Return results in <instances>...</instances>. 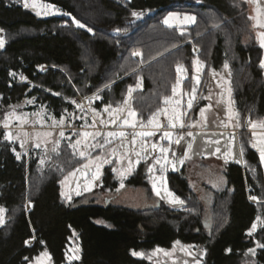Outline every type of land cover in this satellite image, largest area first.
<instances>
[{
  "label": "trees",
  "instance_id": "obj_1",
  "mask_svg": "<svg viewBox=\"0 0 264 264\" xmlns=\"http://www.w3.org/2000/svg\"><path fill=\"white\" fill-rule=\"evenodd\" d=\"M45 1L63 13L41 17L19 0H0V28L12 35L0 48V126L3 109L28 99L34 101L28 110L44 107L61 118L77 108L71 101L79 93L98 92L100 99L93 108L101 109L124 101L129 87L134 89L132 105L138 117L148 119L166 105L164 97L173 95V85L181 77L177 64L187 69L184 92L191 96L196 89L189 115L197 116L207 102L204 90L211 67L222 68L216 65L218 59L231 61L239 108L253 119L264 116L260 67L264 48L242 0ZM136 10L153 12L134 18ZM171 11L194 14L197 22L182 29L168 27L161 17ZM73 18L85 27H78ZM228 34L235 36L233 57ZM136 51L142 53L140 58L132 54ZM197 58L206 63L201 83L195 78ZM250 138V131H240L245 164H224L225 187L216 193L214 223L207 227L205 208L184 168L167 173L169 189L187 202L180 209L163 200L153 207L131 208L102 202L92 193L68 199L62 196L60 183L80 162L69 140H63L60 152L53 155L55 165L41 167L34 156L18 159L15 145L0 129V207L6 217L0 226V264H30L45 251L51 264H152L133 251L150 253L158 247L171 248L177 241L204 246V264H264V248L257 247L264 244V169ZM126 185L155 194L144 163ZM118 187L107 167L95 193L111 194ZM257 217L262 224L249 235ZM72 239L80 245L78 262L68 259Z\"/></svg>",
  "mask_w": 264,
  "mask_h": 264
},
{
  "label": "rangeland",
  "instance_id": "obj_2",
  "mask_svg": "<svg viewBox=\"0 0 264 264\" xmlns=\"http://www.w3.org/2000/svg\"><path fill=\"white\" fill-rule=\"evenodd\" d=\"M242 1L245 2L248 6V12L253 21L255 36L260 43L259 33L264 32V28L259 26V24H264V0H242ZM19 2L23 4V0H19ZM34 2L36 3L37 7L35 9L32 7H28V8H30L36 13L37 12L41 13L39 15L41 17L60 15L63 13V11L59 7H57L51 2L45 0H34ZM31 3H33V0H29L30 5ZM45 4L53 6V11L49 12V14L47 15L44 14L45 9L41 7L42 5ZM136 12L143 13L142 16L140 17L142 18L145 16V14H149L153 11L136 10ZM173 12L181 13V14H191L188 12L171 11L163 15L161 17V21L163 22V20L169 15V13H173ZM191 25L193 24L174 22L173 27L182 29ZM92 32L98 33L99 36H103V35L106 36L105 32L99 30L92 29ZM11 37L12 35L8 34L5 30L0 28V39H3L4 44L8 42ZM233 37L235 36L232 34H228V38H227V47L229 52L232 53V57L235 56V54L233 53L234 51ZM136 57L138 58V56ZM225 63L229 65L228 69L224 68ZM217 64H219L220 67L222 66L223 70L215 71L217 76L216 83L218 82L221 84H225L227 82L226 86L228 87V91L229 89L231 90L230 93L232 94V96L228 98L226 97L223 101L224 104H222L221 99H217L219 101V108L215 109L212 107L211 109H208L205 113L207 117L206 121L202 120L200 115L191 116L189 115V111L191 109L189 110L187 107V102L190 98V95L184 92L182 86V83L186 77L185 75L186 72H183L181 73V77H180L181 83L177 87L176 94L172 95L171 100H169L166 103V105L163 108H161L162 110L166 109V112L161 111L158 116L159 122L163 124L165 127L160 131L157 132L154 131L156 135H158V133L162 135L163 131L173 132L174 134L173 141L177 138L178 135L185 134V138L184 140L181 141V145H176L173 142L171 144V151L167 154L168 160L175 163V168H173L171 164H168L165 166L166 170L163 173H161L160 165H156L155 175L157 177L163 175L166 180V187L168 191L172 192L174 194V197L183 201L180 197L176 196V194L169 189L168 181H167V173L171 170L178 171L183 168L186 169L191 184L194 186L205 208V223L207 227H212L214 223L213 209L215 207L214 198L216 196V193H218V191H220L221 189H223V187H225V180L222 175V172L224 170V163H225V159L223 155L224 152L227 149L231 148L232 152L234 153V156L229 157V159L230 160L232 159L233 161L239 160L237 156H239L238 153L240 152L239 150L240 148H237V144H239L238 141H240L239 139H240L241 128L250 131L251 144L258 143L261 140V138H264V127L261 126L262 124H264V116L260 119H253L251 118L250 115L249 116L245 115L243 110L240 109L237 104L238 100L237 97L235 96V92L233 91L234 88L231 81V77H232L231 75L232 71L230 68L231 61L227 59L221 61L218 59L216 61V65ZM184 68L186 69V66H184ZM43 69L45 70V68ZM212 70L213 68L211 67L210 72H212ZM198 74H200V72L196 73V77ZM226 75L228 79H225ZM221 84H219L220 85L219 87H224V85ZM92 95L99 96L98 92ZM185 95H187L186 100H185ZM126 98H128V96ZM132 100H133V92L130 99V105H124L123 101L118 103L117 105L114 106L112 105L113 108L122 109V111H120L119 113H115L113 116H109L107 112H104V108L106 106L101 109H98L97 107L94 108L97 110V112L100 113L99 116H96L91 110L88 111L84 109V111H81V109L78 108L73 110H67L65 114L62 116L64 118V124L61 125L58 123V121L62 117L57 118L55 114L49 111L47 108L43 107L40 109L28 110L26 106L33 104V103H28L29 101L28 99L25 100L22 104L3 109L2 118H1L2 126H0V129H3L5 133L9 131L12 132L14 139L11 142L15 145L14 150L16 153H19L20 157L24 154L28 156H34L38 159L41 167L56 164L53 159V155L60 152V147L62 145L63 140H69L67 139L69 137L71 138L72 141L80 139L83 145L84 138L82 135H77V133H82L84 131H89L93 133L96 131H101L103 133H107L108 131H125L127 133L126 137L124 138L125 147H120L121 144L120 138H114L113 143L110 145H106L103 150L99 148L84 149L86 152L90 153L91 156L93 157L97 155H101L102 157L109 158L112 161L111 163L104 164L101 167L100 169L101 177L99 181H92V174L96 170L95 164H90L88 169L86 170L82 166L88 163L87 158L80 157L78 152L75 154L76 159L78 158L80 162L78 165H76V167L73 168V170L67 173L64 176V178L61 180L60 184H61L62 196L70 199L73 196H77V192L80 193L79 195L92 193L91 196H98V198L102 202L123 205L131 208L153 207L156 204H158L160 200H163L168 205L176 209L183 208L187 205V202L183 201V204L172 203L171 198L168 197L166 192L164 191V185L160 180L156 181L157 188L160 190V195H157L156 191L153 190V192L155 193L153 197L150 196L148 191L144 188L132 187L126 185V180L132 175H134V173L139 168V166L142 163H144V172L152 186V179H151L152 174L149 173L147 169L149 165L154 163L153 157H160L161 161L163 162L164 154L159 152V148L169 147L168 140H161L160 137H157L156 135L148 138L136 137L137 143L134 146L129 143V141H131L132 139V133L140 132V131H153L147 129L148 124L147 123L145 124L147 119L139 118L138 114L136 117V123H137L136 128H131L126 125L122 126L123 118H127L130 122L133 119L132 117L127 115V110L129 106L137 113V110L132 105ZM177 100L179 101V104L176 103ZM230 100L232 101L231 103L232 111L234 113L239 114L238 117L233 116L231 120H229V112H228ZM193 104H194V100L192 103V107ZM221 106H223L222 110H221ZM91 109H93V107ZM109 111H111V109H109ZM13 113L14 115H11ZM116 115H119L121 117L120 120H117L116 125H112L110 123L106 125H101L99 123L101 119L108 121L110 119L115 118ZM176 115L180 116V121L177 122V127L174 129L168 128L167 127L169 122L168 118L174 117ZM16 116L23 117L25 122L22 123L21 121L17 120L15 118ZM79 117H84V118L80 119ZM6 118L9 119L10 126L8 129H5L3 127V122L5 121ZM93 119L96 120V126L87 127V125L92 124ZM54 120L56 121L55 124H54ZM237 120L239 126H234L237 124ZM249 120H251L252 123H255L256 125L255 128L252 127V124L249 123ZM221 121L228 123V127L221 126ZM141 123H144L146 127L141 128L139 126ZM179 123H183L185 127L180 128ZM193 123L195 124V127L191 126ZM208 125H211L213 128L216 127V129L212 131H208L207 129H205L206 126ZM61 131L65 133V138H61L59 136V133ZM188 132H191L193 136H187L186 133ZM46 133H52V135H45ZM142 140H146L148 145H151L152 143H156L157 149L153 151L149 147L148 153L146 154L148 156L147 160H141V162L138 165L134 166L133 171L130 174H127L123 178V180H121V177L118 175L117 172H114L115 180L119 184V187L115 192L111 194L95 193L96 190L99 187H101V185L103 184L105 169L107 167H110L113 171V168L116 169L126 168L127 159L126 158L122 159L121 157L130 156L133 160H135V156L133 153L134 151H140ZM53 141H59V147L56 151H52V148L54 147ZM212 141H219V144L218 145L213 144ZM229 141H232V143L226 144V142L229 143ZM89 142L97 143L103 141L102 138L98 137L97 141H91V138H89ZM188 142H191L193 145L191 151H188L187 149ZM234 142L235 144H233ZM37 143H40L41 145L39 148L35 147ZM82 145L78 147H82ZM216 147H219L221 151L216 152ZM113 149H115V155H113L112 152ZM255 149L259 153L258 148ZM185 152H188L189 158L184 159V162L182 164L177 163L176 162L177 158H183ZM173 153H175V155H173ZM42 159L45 161L43 164L40 163ZM242 164H245L244 159ZM261 165L264 169V163L261 162ZM76 169H80V172H76L75 171ZM84 171L88 172L87 176L81 175V172ZM121 182L124 184L123 188L120 187ZM89 183H92L93 187L91 188L90 191H85L84 189ZM226 198L227 197H224V199ZM258 201L259 200L256 199L255 202ZM30 205L31 202L28 201L27 209H30ZM2 217H3V223H0V226H2L6 220L5 209L4 212L2 213ZM256 224H257V228H256L257 230L262 224V219L260 218V220L257 221ZM158 249L160 251H158ZM45 253L47 255H45ZM140 254L141 255L139 256H146L150 261H152V264H185V262H187V264H197V261L199 262V264H204L206 248L204 246H199V245L184 244L179 241V244L175 242V244L171 248L158 247L153 251H151L150 253H140ZM69 257H72V259H69ZM68 259L69 262H78L80 260V245L77 239H72L71 241V245L69 246ZM30 264H51L50 254L48 253V251H45ZM247 264H252V262L248 261Z\"/></svg>",
  "mask_w": 264,
  "mask_h": 264
},
{
  "label": "snow or ice",
  "instance_id": "obj_3",
  "mask_svg": "<svg viewBox=\"0 0 264 264\" xmlns=\"http://www.w3.org/2000/svg\"><path fill=\"white\" fill-rule=\"evenodd\" d=\"M23 6L25 8L32 7L34 9L37 7V5L34 2V0H33V3H31V5L29 4V0H23ZM41 7H43L45 9V12H44L45 15H47V14H49V12L53 11V6L52 5L45 4V5H42ZM40 14L41 13L37 12V15H40ZM142 14L143 13L136 12V11L132 12V16L137 17V18H140L142 16ZM66 15H68V14H66ZM73 22L78 27H81V28L85 27L84 24H81L79 20H75V18H73ZM174 22H183V23H187V24H195L197 22V17L195 15H192V14H181V13L173 12V13H169V15L163 20V23L165 25H167L168 27H173ZM258 24H259V22H258ZM259 26L264 28V24H259ZM88 31L91 32L92 29L89 28ZM115 31L117 33H119L121 30L120 29H116ZM181 35H183V31H181ZM259 38H260V47L264 48V32H260L259 33ZM3 45H4V41H3V39H0V48H2ZM193 50L197 51V49H195V48ZM132 54L134 56H142V53L139 52V51L133 52ZM193 63L196 66L195 71L197 73L201 72L202 68L204 67L202 62L197 58L196 60L193 61ZM228 67H229V65L227 63H225L224 64V68L228 69ZM260 67L264 68V60H261ZM176 70H177L178 73H183V72L187 71L184 68V66L181 65V64H177ZM215 75H216V73L213 70V76H215ZM195 78H196L197 83H199V77L197 76ZM21 79H25V78L21 77ZM180 83H181V81L178 78L176 80L175 85H173V95L176 94L177 87L180 85ZM106 87H107V85H106ZM137 87H139V84L137 85ZM133 91H134V89L132 87H129V89H128V98H126L123 101L124 105H130V99H131V95H132ZM230 92H231V90L229 89V95H230ZM195 93H196V89L194 87L192 89V95L190 96V98H189V100L187 102V107H188L189 110L192 108L193 100H195V98H196L195 97ZM56 95H60V94L56 93ZM86 99H88L91 102L92 100L100 99V97L98 95H94L92 97H86ZM169 100H171V97H164L165 103H167ZM33 102H34L33 100H29L28 101V103H33ZM71 102L73 104H76V107L78 109H81V111H84V108H83L82 104L76 103L75 100H73ZM176 103L179 104V101L177 100ZM217 103H219V102H217ZM231 103H232V101L230 100L229 101V108H228L229 120H231L233 118V116H235V117L239 116L238 113H234L232 111ZM212 107H213V105L210 104V105H207L205 108H201L200 109V116H201L202 120H204V121L207 120V117H206L205 113H206V111L208 109H211ZM109 109H111V111H109ZM91 111L96 116L100 115V113L97 112V110L94 109V108L91 109ZM120 111H122V109L113 108V106L111 104L107 105L104 108V112H107L109 116H113L115 113H119ZM161 111H165L166 112V109H163V110L162 109H157L156 112L153 113L149 117V119L147 121L148 125H151L153 128H155L157 130L163 129L165 127L158 120V116H159ZM11 115H14V113L11 114ZM127 115L132 117L133 119L130 122L127 118H123L122 119V126L126 125V126L131 127V128H136L137 127V123H136L137 113L135 112V110L131 109L130 106L128 107ZM15 118L17 120L21 121L22 123L25 122L23 117L16 116ZM79 118L83 119L84 117H79ZM120 119H121V117L119 115H116L115 118L110 119L108 121H105V120L101 119L99 121V123L101 125H106L108 123H110L112 125H116L117 120H120ZM168 121L169 122H168L167 127L170 128V129H174V128L177 127V122L180 121V116L176 115L174 117H169ZM55 123H56V121L54 120V124ZM58 123L61 124V125L64 124V118L62 117L58 121ZM249 123L252 124L253 128L256 127L255 123H252L251 120H249ZM9 126H10L9 125V119L6 118L5 121L3 122V127L5 129H8ZM95 126H96V120L95 119H93L91 125H87V127H95ZM139 126L141 128L146 127V125L144 123H141ZM191 126L195 127V124L193 123ZM221 126L228 127V123H226L224 121H221ZM234 126H239L238 120H237V124L234 125ZM261 126L264 127V124H262ZM179 127L183 128V127H185V125L183 123H179ZM45 135H52V133H46ZM77 135H82L83 136V138H84L83 145H82V141L80 139L72 141L71 138L69 137V138H67V139H69V145L68 146L73 149V154L74 155L78 152L80 157L87 158L88 163L84 164L82 166L84 169L87 170L90 164H95V169L96 170L92 174V181H99L100 177H101V172H100L101 167L104 164L111 163L112 161H111V159L106 158V157H102L101 155H97V156L93 157V156H91L90 153L86 152L84 149L85 148H99V149L103 150L106 145H110V144L113 143V139L114 138H120L121 139L120 147H125L124 138L126 137V132L125 131H108L107 133H103L101 131H96V132L93 133V132H89V131H84L82 133H77ZM154 135H156V133L154 131L134 132V133H132V139H131V141H129V143L134 146L137 143L136 137L148 138V137H152ZM173 135L174 134L171 131H163L162 135L160 136V139L161 140H168L169 141V147H160L159 148V152L164 154L163 162L161 161L160 157H153L154 163L149 165L147 171L152 174V177H151V179H152V187H153V190L156 191L157 195H160V190L157 188L156 181L160 180L162 182V184L164 185V191L166 192L167 196L171 198V202L172 203H176V204H183V201H181L178 198L174 197V194L172 192L168 191V189L166 187V180H165L164 176L161 175V176L157 177L155 175V167H156V165H160L161 173H163L166 170L165 166L168 165V164H171L172 167L175 168V163H173L172 161L168 160L167 154L171 151V144L173 142L176 145H181V141L184 140L185 134L178 135L177 138L174 141H173ZM186 135L187 136H193V134L191 132L186 133ZM59 136L61 138H65V133L63 131H61L59 133ZM98 137L102 138L103 142H97V143H90L89 142V138H91V141H97ZM110 138H112V139H110ZM5 139H7L9 141H12L14 139V136H13L11 131L5 133ZM233 139H234V137H233ZM212 143L218 145L219 141H212ZM229 143H232V141H229ZM53 144H54V147L52 148V151H56L58 149V147H59V141H53ZM81 145H82V147H78V146H81ZM40 146H41L40 143H37L35 145V147H37V148H39ZM149 147L153 151H155L157 149V144L156 143H152L151 145H148L146 140H142L141 141V149H140V151H134V153H133L134 156H135V160H133L130 156L121 157L122 159H125V158L127 159V167L123 168V169L113 168V172H117L118 175L121 177V180H123V178L127 174H130L133 171L135 165H138L141 162V160H147L148 156L146 154L148 153V148ZM252 147L253 148H258L259 155H260V160H261L262 163H264V138H261V140L258 143L252 144ZM192 148H193L192 143L188 142L187 143L188 151H191ZM220 151H221V149L219 147H216V152H220ZM112 152H113V155H115V149H113ZM173 155H175V153H173ZM223 155H224L225 162L227 163L229 157L234 156V153L232 152L231 148H229V149H227L224 152ZM239 155H240V157H243V155H244V145L243 144H241V146H240ZM17 158L18 159L20 158L19 153H17ZM187 158H189L188 157V152H185L183 158H177L176 162L182 164L184 162V159H187ZM44 162L45 161L43 159L40 161L41 164H43ZM75 171L76 172H80V169H76ZM81 175L87 176L88 172L87 171L81 172ZM92 187H93L92 183H89V184H87V186L85 187L84 190L85 191H90ZM120 187L121 188L124 187V184L122 182H121ZM79 194L80 193L77 192V195H79ZM250 199L255 200L256 198L255 197H250ZM3 212H4V209L0 208V223H3V217H2V213ZM257 220L259 221L260 217H257ZM256 228H257V224L253 223L251 229L248 232V234L251 235L256 230ZM176 243L179 244V241H177ZM257 247L264 248V244H259L258 243ZM158 251H160V250L158 249ZM249 252L254 255L255 254V249H249ZM45 255H47V254L45 253ZM132 255L136 256V255H141V254L133 251ZM69 259H72V257H69ZM185 264H187V262H185ZM197 264H199L198 261H197Z\"/></svg>",
  "mask_w": 264,
  "mask_h": 264
},
{
  "label": "crops",
  "instance_id": "obj_4",
  "mask_svg": "<svg viewBox=\"0 0 264 264\" xmlns=\"http://www.w3.org/2000/svg\"><path fill=\"white\" fill-rule=\"evenodd\" d=\"M140 57V56H139ZM201 62H202V64L204 65V67L202 68V70H201V72H200V74H198L197 76L200 78L199 79V81H200V83H201V81H202V78H203V72H204V70H205V66H206V63L204 62V61H202V60H200ZM181 65H183V66H185L184 64H181ZM213 68V70L214 71H222L223 70V67L222 68H220V69H217V68H214V67H212ZM230 68H231V65H230ZM213 70H212V72H211V75H210V79L208 80V82H207V84H206V86H205V90H204V96H205V98H206V100H207V102H206V104H205V106L203 107V108H205L207 105H213V108H215V109H217V108H219V103H217V99H221V101H222V104H224L223 103V101H224V99L227 97H231L232 96V94L230 93V95H229V91H228V87L226 86L227 85V82L225 83V84H221V83H216V81H217V76L215 75V76H213ZM230 70V69H229ZM197 73V72H196ZM230 74V73H229ZM228 77H229V75H228ZM225 79H228L227 78V75H226V78ZM231 81H232V79H231ZM219 84H221V85H224V87H219L220 85ZM218 87V88H217ZM233 91H234V89H233ZM212 99V100H211ZM214 101V102H213ZM219 102V101H218ZM224 106V105H223ZM223 106H221V110H222V107ZM192 109V108H191ZM88 111H90V110H88ZM200 114H198V116H199ZM147 121H148V119H147ZM147 121L145 122V124L147 123ZM147 129L148 130H153V131H160V130H162V129H159V130H157V129H155V128H153L151 125H147ZM205 129H207L208 131H212V130H215L216 129V127L215 128H213L211 125H208V126H206V128ZM243 128H241V130H242ZM236 130H238V129H236ZM157 137H160L161 136V134H159L158 133V135H156ZM240 140V139H239ZM239 142V144H237V148H240V146H241V144H240V141H238ZM225 144V143H224ZM226 144H230V143H228V142H226ZM233 144H235V142L233 143ZM240 150V149H239ZM239 154V153H238ZM237 158L239 159V160H234V162H239V163H243V159H244V155H243V159H242V157H240V155L239 156H237ZM228 161H233L232 159L230 160H228ZM227 161V162H228ZM226 163V162H225ZM224 163V164H225Z\"/></svg>",
  "mask_w": 264,
  "mask_h": 264
},
{
  "label": "built area",
  "instance_id": "obj_5",
  "mask_svg": "<svg viewBox=\"0 0 264 264\" xmlns=\"http://www.w3.org/2000/svg\"><path fill=\"white\" fill-rule=\"evenodd\" d=\"M138 58H139V56H138ZM43 68L47 69L48 66H44ZM92 96H93L92 94H90V95L77 94V96L75 97V101L78 104H82L85 109L91 110V108L94 107V105H95V100H92L90 102L88 99H86V97H92ZM126 135H127V133H126ZM252 201L255 202L256 199L255 200L252 199Z\"/></svg>",
  "mask_w": 264,
  "mask_h": 264
}]
</instances>
